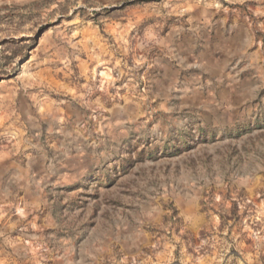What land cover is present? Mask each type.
Instances as JSON below:
<instances>
[{
    "label": "rangeland",
    "instance_id": "obj_1",
    "mask_svg": "<svg viewBox=\"0 0 264 264\" xmlns=\"http://www.w3.org/2000/svg\"><path fill=\"white\" fill-rule=\"evenodd\" d=\"M0 264H264V0H0Z\"/></svg>",
    "mask_w": 264,
    "mask_h": 264
}]
</instances>
